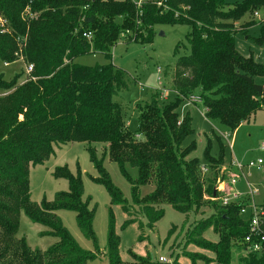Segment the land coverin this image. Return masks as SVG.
Returning <instances> with one entry per match:
<instances>
[{"label": "trees", "instance_id": "trees-1", "mask_svg": "<svg viewBox=\"0 0 264 264\" xmlns=\"http://www.w3.org/2000/svg\"><path fill=\"white\" fill-rule=\"evenodd\" d=\"M0 0V57L13 63L21 57L34 65L32 78L16 74L8 81L0 75V264H89L99 252H87L64 227L55 212L70 209L84 234L96 241L93 228L95 208L84 199L82 175L67 165L53 175L66 178L69 190L59 192L55 201L32 202L30 165L42 164L55 153L56 144L85 142L112 204L130 214L131 206L116 187L104 166L109 157L131 183L133 205L139 206L149 223L156 224L165 214L163 204L184 214L205 205L204 194L218 198L213 179L220 175L224 149L216 157L207 146L209 173L202 178L198 158H189L196 142L183 143L194 133L188 112L180 116L182 101L198 97L206 117L235 132L264 108V85L255 81L264 76V64L245 57L236 48L235 32L247 34L260 24L253 40L264 45V0ZM186 24L188 55L178 58L175 71L177 98L160 104L158 96L138 105V129L132 133L124 108L114 100L127 88L126 73L113 63L88 66L76 59L93 52L112 57V48L126 33L129 41L152 43L158 25ZM91 34V38L87 35ZM92 143H103V158ZM138 170L134 178L129 169ZM218 169V172H217ZM225 173V172H222ZM211 177V178H210ZM155 186L142 197L140 187ZM217 205V203L214 202ZM264 211V204L261 205ZM240 204L218 206L217 214L200 224V233L212 228L219 241H200L199 246L215 254L217 264H264V251L252 252L245 243L250 231V215L241 214ZM24 211L35 223L50 230L59 241L47 250L32 249L25 236L17 238ZM131 215V214H130ZM136 220L130 218L126 228ZM141 226V225H140ZM142 227V226H141ZM264 227V217H263ZM120 236L110 209L108 244L104 253L108 264H123ZM245 253L233 262V250ZM103 264V263H101Z\"/></svg>", "mask_w": 264, "mask_h": 264}, {"label": "rangeland", "instance_id": "rangeland-1", "mask_svg": "<svg viewBox=\"0 0 264 264\" xmlns=\"http://www.w3.org/2000/svg\"><path fill=\"white\" fill-rule=\"evenodd\" d=\"M225 1L236 3L242 0ZM261 17H264V12L258 16V18ZM190 29L191 27L186 24L158 25L155 27L156 35L152 43L129 41L128 37L124 36L112 48L111 58H107L101 52H93L76 59L78 63L88 66L113 63L125 71L127 88L117 92L114 100L123 106L127 126L132 133H136L138 129V105L151 102L154 96H158L160 104L172 102L177 98L174 90L176 87L174 70L178 58L190 53L186 40ZM259 33V23L250 27L247 34L236 31V48L245 57L253 56L256 61L264 64V45H257L253 40ZM18 58L17 61L6 64L0 57V75L8 81L20 72L24 74L20 82L26 79L25 60L21 57V52ZM255 81L264 85V76H256ZM0 95H2L1 90ZM178 112L181 117L188 112L192 117L194 133L186 139L183 146L196 142V149L189 158H198L201 166H208L205 150L209 144L211 155L216 158L221 153V148L224 149L225 159L219 172L220 175L224 174L225 179L230 174H239L233 165L234 159L241 164H248L258 159L264 162V108L258 110L255 116L244 122L235 132L225 129L218 122L207 119L204 104L192 97L182 101ZM230 143H233V148L230 147ZM103 145V143H92L100 159L103 158ZM88 148L89 144L85 142L56 144L55 153L42 164L30 165L29 171L31 200L38 205L43 199L53 202L59 192L69 190L68 179L53 175L57 167L67 165L74 175L81 172L84 199L90 197L92 199L90 206L96 210L93 222L96 241L88 238L79 227L77 213L74 210L60 209L55 214L81 249L87 252H99L98 259L89 264H108L104 253L108 244L110 209L113 210L115 230L121 240L120 256L123 264H217L215 254L198 244L202 240L219 241V235L212 228L203 233H200L199 228L201 223L217 214L218 206H221L219 200L205 193V205L189 214L179 212L169 204H163L160 207L165 210L164 216L156 224L149 223L142 209L133 205L131 183L123 176L119 165L106 157L104 166L113 184L120 189L129 205H132L131 215L124 212L121 205L111 203L107 188L94 181L99 173L91 161ZM128 169L131 175L137 178V168L128 166ZM226 169L229 173H222ZM244 174L258 191L255 194L256 204L263 205L264 163L260 169L245 167ZM202 178L207 180L204 176ZM213 181L215 189L218 179ZM154 189L153 184L143 185L140 187V195L144 197ZM237 189L243 192L248 189L245 178L241 179ZM130 218L136 220V223L123 228L124 222ZM48 230H50L48 227L35 223L24 211L21 212L17 238L25 236L32 249L45 251L59 241V238L55 236L41 235ZM244 253L243 250L235 247L233 262H237ZM161 258H164V261Z\"/></svg>", "mask_w": 264, "mask_h": 264}, {"label": "built area", "instance_id": "built-area-1", "mask_svg": "<svg viewBox=\"0 0 264 264\" xmlns=\"http://www.w3.org/2000/svg\"><path fill=\"white\" fill-rule=\"evenodd\" d=\"M135 4L140 7L144 0H133ZM164 0H157V5L159 7H164ZM91 38V34L87 35ZM126 36V33L123 34ZM34 72V65L32 63H25V74L26 78H34L32 76ZM196 101H201L198 97H192ZM230 147L233 148V143H230ZM263 160L258 159L257 161H250L248 164H241L238 160H233V165L239 172V174H230L227 179H218V185L215 187L216 192L219 194L216 200H219L222 205L230 204H240L241 214L250 215V231L245 237V243L252 252H262L264 251V227H263V217L264 211L260 205L255 202V194L258 193L257 189L252 186L247 177L244 174V168H257L260 169L263 166ZM209 173V168L207 166H201L202 176H206ZM245 178L248 189L246 191H240L237 189V185L240 183L241 179ZM164 261V258H161Z\"/></svg>", "mask_w": 264, "mask_h": 264}, {"label": "crops", "instance_id": "crops-1", "mask_svg": "<svg viewBox=\"0 0 264 264\" xmlns=\"http://www.w3.org/2000/svg\"><path fill=\"white\" fill-rule=\"evenodd\" d=\"M22 82H23V81H22ZM228 171H229V170H227V169L224 170L225 173H229ZM240 182H241V181H240ZM237 186H239V184H238Z\"/></svg>", "mask_w": 264, "mask_h": 264}]
</instances>
